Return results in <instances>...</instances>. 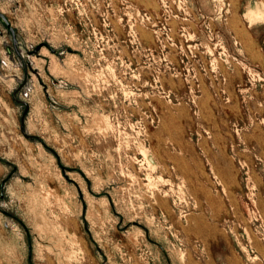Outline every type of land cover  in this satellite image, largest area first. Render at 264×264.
Masks as SVG:
<instances>
[{"label": "rangeland", "instance_id": "374dc122", "mask_svg": "<svg viewBox=\"0 0 264 264\" xmlns=\"http://www.w3.org/2000/svg\"><path fill=\"white\" fill-rule=\"evenodd\" d=\"M0 264H264V0H0Z\"/></svg>", "mask_w": 264, "mask_h": 264}, {"label": "bare ground", "instance_id": "6f19581e", "mask_svg": "<svg viewBox=\"0 0 264 264\" xmlns=\"http://www.w3.org/2000/svg\"><path fill=\"white\" fill-rule=\"evenodd\" d=\"M245 15H246V17H248V19L253 21V20H257L261 16H263V13H262L261 9L256 6L255 8H249V10H247Z\"/></svg>", "mask_w": 264, "mask_h": 264}, {"label": "water", "instance_id": "95a60500", "mask_svg": "<svg viewBox=\"0 0 264 264\" xmlns=\"http://www.w3.org/2000/svg\"><path fill=\"white\" fill-rule=\"evenodd\" d=\"M2 17V19L6 22V20H5V18H4V16H1Z\"/></svg>", "mask_w": 264, "mask_h": 264}]
</instances>
